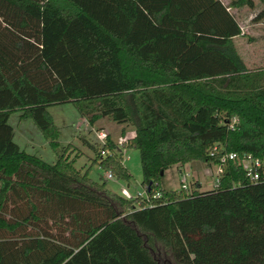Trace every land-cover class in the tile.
I'll return each instance as SVG.
<instances>
[{
  "label": "trees",
  "instance_id": "obj_1",
  "mask_svg": "<svg viewBox=\"0 0 264 264\" xmlns=\"http://www.w3.org/2000/svg\"><path fill=\"white\" fill-rule=\"evenodd\" d=\"M249 3L0 0V264H162L156 243L173 264H264V166L255 181L225 160L264 162V68L237 51L229 9ZM63 103L89 125L135 126L121 147L140 151L145 195L91 178L72 143L52 163L17 143L19 112L58 150L48 108ZM90 146L94 165L132 179L110 135ZM194 162L222 164L214 188L162 187L168 169Z\"/></svg>",
  "mask_w": 264,
  "mask_h": 264
},
{
  "label": "rangeland",
  "instance_id": "obj_2",
  "mask_svg": "<svg viewBox=\"0 0 264 264\" xmlns=\"http://www.w3.org/2000/svg\"><path fill=\"white\" fill-rule=\"evenodd\" d=\"M258 4H260L259 8H251V6L244 7L245 10L242 11V16L238 15V18L246 25V28L241 39L238 40V47L235 43L237 51L247 67L251 70L264 68V14H260V10L264 5L262 3ZM250 10L253 15L251 13L249 14L251 12ZM48 110L52 114L55 123L60 127V145L58 150L52 147L49 140L36 127L32 119H24L21 123L18 121L19 112H16L11 115L9 122L16 130L15 140L23 149L29 153L37 154L45 161L52 163L56 160V156H58L62 147L72 143L77 154H79L75 162L76 167H85V169H88L92 166L91 178L100 180L105 171L98 164L94 165L92 163L96 151L84 143V137L88 138L94 144L97 141L96 133L104 131L108 136L107 129L113 138L118 141L117 144L124 153V163L132 174V179L129 181L115 178L109 179L107 184L108 188L120 195H123L122 190L124 188H127L132 195L144 191V187L142 186L143 171L140 151L136 148L128 147L123 149L121 147L122 142H126L129 137L135 135L136 128L134 125L119 124L108 117H103L95 125L89 126L86 118L82 119L81 114L77 111L73 103L55 104L50 106ZM91 127L94 128L92 129ZM81 135H84L83 138ZM220 165L195 162L192 166L191 163H188L182 168L183 173L179 172L178 166H173L166 171L162 180V187L168 191L180 189L182 188L181 179L186 173H190L191 175L188 177L189 190L193 189L194 181L197 177H201L202 190L212 189L217 184ZM193 173L195 177H193ZM150 250L153 256L162 264H173L169 250L161 244L156 243L155 248H151Z\"/></svg>",
  "mask_w": 264,
  "mask_h": 264
},
{
  "label": "built area",
  "instance_id": "obj_3",
  "mask_svg": "<svg viewBox=\"0 0 264 264\" xmlns=\"http://www.w3.org/2000/svg\"><path fill=\"white\" fill-rule=\"evenodd\" d=\"M88 124V123H87ZM97 140L100 141L102 144H105L107 142V134L104 131H99L96 133ZM107 153H110V150H103L102 154L105 155ZM228 157V159L231 160H238L240 164H242L243 168L245 169L247 175L252 179V180H259L261 178L260 174V169L264 166V162L260 158H255L252 154H245L242 157L239 156L237 153H231L225 157ZM220 171H222V164L220 165ZM181 173H183V170H181ZM190 173H186L184 177L181 179V184L183 189H189V183H188V177L190 176ZM107 177L108 178H115L114 175L108 171L107 172ZM219 181V178L217 179V183ZM123 196L127 198H132L135 196H141L145 195L146 191L144 189L143 192H138L136 195H132L127 188H124L122 190ZM160 193H157L156 196H160Z\"/></svg>",
  "mask_w": 264,
  "mask_h": 264
},
{
  "label": "crops",
  "instance_id": "obj_4",
  "mask_svg": "<svg viewBox=\"0 0 264 264\" xmlns=\"http://www.w3.org/2000/svg\"><path fill=\"white\" fill-rule=\"evenodd\" d=\"M222 1H223V3H224L225 5L230 6V1H231V0H222ZM258 3H260V2H257V0H250V3H249L248 5H246L245 7H247V6H251V8H255V7L259 8V5H260V4H258ZM229 9H230V11L235 15V17L238 19V21H239V23H240V25H241V27H242V29H243V32L245 33L246 25L243 24L242 21L238 18V15L242 16V11L245 10V8H244V7H241V9H240V8L229 7ZM250 11H251V10H250ZM235 12H237V13H235ZM250 13L253 15L252 11L249 12V14H250ZM243 14H244V13H243ZM260 14H264V7H262V9L260 10ZM245 15H246V14H245ZM241 36H242V35H238V36L234 37V41H235L237 47H238V40L241 39ZM82 119H85V118L82 116ZM23 120H24V119H22L21 116H20V114L18 113V121L22 123ZM95 124H96V123H95ZM95 124H94V125H95ZM89 126H90V125H89ZM91 128L93 129L94 127H91ZM85 129L88 130L87 128H85ZM86 132H87V131H86ZM106 132L110 135V137H111L116 143H118V141H117L115 138H113V136L111 135V133H110L107 129H106ZM15 136H16V130H15ZM83 136H84V135H83ZM83 136L81 135L82 138H83ZM129 138H130V137H129ZM84 143L90 146L91 141H90L88 138H85V137H84ZM121 146H122V144H121ZM76 148H77V146H76ZM81 152H82V149H81ZM124 152H125V151H124ZM75 156H76V155L73 154V155L71 156V158H74ZM56 157H58V156H56ZM76 158H77V157H76ZM56 159H57V158H56ZM191 164H192V166H193V165L195 164V162H194V163H191ZM185 166H186V165H185ZM183 167H184V166H178V168H179V172H181V170H183V169H182ZM102 177H104V178L107 179V180L112 179V178H108V177H107V173H106V172L102 175ZM193 177H195V174H194V173H193ZM115 179H116V178H115ZM196 180H200V183H201V186H202L201 177H197ZM122 188H124V187H122ZM122 188H121V190H122ZM115 193H116V192H115Z\"/></svg>",
  "mask_w": 264,
  "mask_h": 264
}]
</instances>
